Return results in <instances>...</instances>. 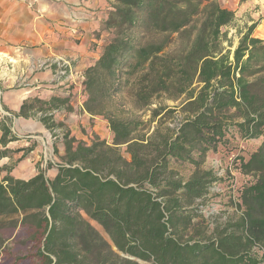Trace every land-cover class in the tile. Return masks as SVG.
I'll list each match as a JSON object with an SVG mask.
<instances>
[{"label":"trees","instance_id":"1","mask_svg":"<svg viewBox=\"0 0 264 264\" xmlns=\"http://www.w3.org/2000/svg\"><path fill=\"white\" fill-rule=\"evenodd\" d=\"M117 1L122 26L132 30L143 23L157 33H179L181 47L167 52L166 44L135 47L118 38L86 70L85 109L107 120L111 143L77 140L65 123L55 121L54 112L68 110L70 97L22 106L18 116L42 114L38 118L56 141L59 161H47L28 181L11 175L15 165L0 166V263L7 250L3 232L22 226L38 237V264H264V217L250 224L245 213L204 227L200 207L218 179L196 170L185 180L172 168L174 162L198 166L193 152L215 149L239 117L236 126L243 134L263 135L264 42L246 35L229 62L218 43L220 28L234 15L216 1ZM127 56L135 60L125 63L133 76L131 109L149 112L147 121L100 109L118 91L117 67ZM198 74L200 89L194 87ZM179 100L186 118L171 128L168 120L177 107L165 102ZM0 130V160L33 150L35 145L8 148L21 140L10 121H0ZM52 168L57 174L50 179L46 171ZM261 195L264 200V191Z\"/></svg>","mask_w":264,"mask_h":264},{"label":"rangeland","instance_id":"2","mask_svg":"<svg viewBox=\"0 0 264 264\" xmlns=\"http://www.w3.org/2000/svg\"><path fill=\"white\" fill-rule=\"evenodd\" d=\"M22 2V0H15ZM53 4H61L63 0H43ZM97 2L95 8H90L85 3ZM223 9L233 13L234 18L230 23L220 28L221 39L219 41L220 56H228V61L234 60L235 51L239 47L242 39L249 34L250 37L264 42V0H214ZM85 2V3H84ZM86 5V6H84ZM70 7V6H69ZM121 5L117 0H79V3L70 7L71 13L68 17V23L71 24L72 36L78 45L81 42L83 49L91 56L88 66L79 73H84L102 57L105 49L116 39L129 40L131 46L141 47L151 43L166 44L165 51H175L181 47L179 33L171 35L165 33H157L146 24L137 25L132 30L120 24L117 14ZM89 24L91 28L86 30L85 25ZM83 34V35H82ZM63 58V57H62ZM74 61V67L78 61L74 58H66ZM47 59H44L45 62ZM135 60L127 56L119 69L120 82L116 93L108 94L102 102L101 108L104 112L116 113L124 118L141 117L147 121L149 112H133L132 101L129 96L130 83L133 76L127 70L125 63H134ZM43 65V72L45 69ZM49 68V67H47ZM199 74L196 77L194 87L204 86L199 83ZM197 82V83H196ZM83 94V93H82ZM182 101L178 102L166 101L165 105L169 107H177L176 112L170 116L169 126L176 128L186 118L181 111ZM85 107V106H84ZM156 106H153L155 108ZM234 113V111H232ZM101 121L106 123L98 126L96 120H89L87 125L99 128V134H91L84 132L85 142L100 140L107 138L108 122L103 116ZM242 119L237 118L234 124H231L225 138L204 155L193 152L192 159L198 163L194 166L190 162H174L172 168L180 174L185 180L192 177L196 170L211 171L218 179L208 187L203 205L200 207L201 216L207 225L213 226L212 223H224L229 219L237 220L245 213L248 215L249 223L252 224L264 217V200L261 193L264 191V145L263 135L250 137L241 132L236 123H241ZM156 124V123H155ZM154 124V125H155ZM56 141L49 138L42 144V161L57 162L58 158L53 154V145ZM62 143H57V146ZM245 165V166H244ZM92 224L101 234L108 240L104 231L95 222ZM3 236L7 241V250L5 257L0 264H38L35 257L38 240L31 231L25 227L18 226L16 229H8L3 232ZM140 264H148L140 262Z\"/></svg>","mask_w":264,"mask_h":264},{"label":"crops","instance_id":"3","mask_svg":"<svg viewBox=\"0 0 264 264\" xmlns=\"http://www.w3.org/2000/svg\"><path fill=\"white\" fill-rule=\"evenodd\" d=\"M62 2V5H55L43 0H0V121H10L13 134L21 139L10 143L9 149H27L35 145L31 151L14 153L0 160V166L15 165L11 175L20 180L28 181L38 174L39 169H46L41 143L52 137L39 116L32 115L33 111L29 117L18 116L24 104L29 106L37 100L48 102L54 97H70L69 109L57 111L54 118L56 122L65 123L77 140L86 141L84 132L100 135L98 126L106 123L85 109L87 93L82 94L76 89L71 91L57 81L55 83L52 68L46 67L43 72L44 59L74 58L78 61L76 70L80 72L86 69L91 58L82 43L78 45L69 36H72L73 28L67 21L70 7L78 4L79 0ZM96 3L90 1L85 4L95 8ZM84 27L86 30L91 28L89 24ZM91 119L96 120L97 127L87 125ZM107 130V138L102 140L111 143L108 125ZM1 137L0 130V140ZM58 149L63 155V144ZM24 154L26 158L21 160ZM56 174L55 168L46 171L50 179Z\"/></svg>","mask_w":264,"mask_h":264},{"label":"built area","instance_id":"4","mask_svg":"<svg viewBox=\"0 0 264 264\" xmlns=\"http://www.w3.org/2000/svg\"><path fill=\"white\" fill-rule=\"evenodd\" d=\"M43 65H45V67L54 69L53 80L55 83L57 81V83L71 91L76 89L80 90L82 93L84 92L83 83L85 77L76 70L73 60L58 57L54 59H47L42 63V67ZM4 115L7 117L9 116L6 113H4ZM38 116L41 117L42 114L40 113Z\"/></svg>","mask_w":264,"mask_h":264}]
</instances>
